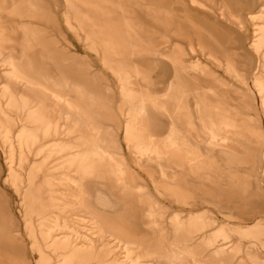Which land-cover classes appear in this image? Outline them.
Wrapping results in <instances>:
<instances>
[{
  "label": "rangeland",
  "instance_id": "374dc122",
  "mask_svg": "<svg viewBox=\"0 0 264 264\" xmlns=\"http://www.w3.org/2000/svg\"><path fill=\"white\" fill-rule=\"evenodd\" d=\"M109 3L0 0V264H264V0Z\"/></svg>",
  "mask_w": 264,
  "mask_h": 264
},
{
  "label": "bare ground",
  "instance_id": "6f19581e",
  "mask_svg": "<svg viewBox=\"0 0 264 264\" xmlns=\"http://www.w3.org/2000/svg\"><path fill=\"white\" fill-rule=\"evenodd\" d=\"M82 1H84V5L87 7V8H89L90 10H92V11H95V9H98L99 7H100V4L101 3H103V4H110L109 3V0H102V2H98L97 0H82ZM124 4V3H123ZM99 6V7H98ZM1 52V51H0ZM8 60V59H7ZM230 64V63H229ZM231 67V66H230ZM25 68V67H24ZM46 77V76H45ZM47 80V79H46ZM49 80V79H48ZM225 88L224 89H228L229 91V93H230V96H231V99L232 100H237V99H239L238 98V96H237V94L238 95H240L236 90H235V88L234 87H232V85H227L226 84V86H224ZM225 91V90H224ZM237 93V94H236ZM216 94H223L222 92H219V91H216ZM225 94V93H224ZM241 94H243V93H241ZM229 96V97H230ZM240 97V96H239ZM244 98H245V95H244ZM243 99V98H242ZM246 99V98H245ZM248 101V100H247ZM243 102H244V100H243ZM225 105H226V102L225 101H220V103H219V105H214L213 107H214V109H216V110H223L224 111V113H220L219 114V116L217 117L218 119V122L222 125V127H223V132L225 133V136H223V138H222V141H220L219 142V145H223V146H225V147H227V148H232V149H239V147H237L235 144H234V142L231 140V139H227V136H226V134H229V133H231V134H234V135H236V134H240V135H242V136H244L245 138L246 137H248V136H251V138L253 139V140H255L256 138H257V136H255V134L256 133H254L253 134V132L252 131H250V129H248V128H244V127H242V126H240V129H238L237 127H239V125L237 124V121H244L243 120V118H240V117H238L237 116V111L236 110H227L226 108H225ZM242 105V104H241ZM247 106V107H249V105H248V103H244V105H243V107L244 106ZM173 125H175V124H173ZM204 127H205V125H204ZM248 127V126H247ZM206 128V127H205ZM206 130H207V132H208V134L211 136V141L213 142V141H215L216 140V135L217 134H214V132L212 131V130H210V129H207L206 128ZM256 142H258V141H256ZM237 149V150H238ZM16 247V246H15ZM14 248V247H13ZM15 249V248H14ZM16 251V250H15ZM10 261V260H9Z\"/></svg>",
  "mask_w": 264,
  "mask_h": 264
}]
</instances>
